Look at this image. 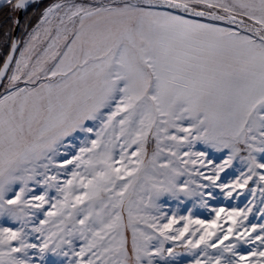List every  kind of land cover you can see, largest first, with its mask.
<instances>
[{
	"label": "snow or ice",
	"instance_id": "1",
	"mask_svg": "<svg viewBox=\"0 0 264 264\" xmlns=\"http://www.w3.org/2000/svg\"><path fill=\"white\" fill-rule=\"evenodd\" d=\"M38 3L0 0V11L9 10L13 29L20 30L24 21L19 13ZM200 6L203 10H198ZM181 13L206 17L209 22ZM13 29L0 41V45L10 43L0 67L4 89L0 93V217L18 221L20 227H0V264H30L29 249H37L41 259L46 252L67 257L63 245H72L66 237L74 232L60 226L63 219L49 235L43 227H33L44 237L34 244L25 239L28 218L36 215L33 209H43L45 204L57 209L45 213L51 218L86 201L83 218L73 224L80 226L77 231L85 245L72 253L79 258L72 264H159L156 257L164 264H179L164 242L184 239L190 225L199 227L183 247L204 245L207 256L208 248L223 245L214 257L197 259L195 264H264V250L253 249L249 255L236 250L240 243L259 241L264 246V224L259 231L252 225L250 232L245 227L236 233L234 227L224 230L218 224L225 219L224 208H212L216 218L205 222L190 216L169 217L158 203L163 197H196L207 208L205 197L216 199L217 188L231 197L253 177L264 182V172L259 171L264 169V0H58L44 9L37 25L26 32L27 39L13 37ZM170 128L183 135L169 133ZM93 132L96 138L88 140L87 134ZM78 133H84L85 139L78 153L67 158L68 150L76 147L68 138L78 139ZM150 134L155 137L156 152L146 163ZM122 138L116 160L114 149ZM164 140L173 143L162 147ZM196 142L228 151L212 175L196 173L206 184L191 179L186 167L206 156L205 151H193ZM132 145H136L131 153L135 161L128 159ZM185 146L188 150L182 155L188 160L181 159L180 149ZM165 150L185 167L170 168L173 162L169 161L157 168ZM57 156L65 157L62 163ZM237 157L246 163L247 174L241 173L234 183L217 184L219 173ZM66 165L74 169L61 184L59 170H66ZM54 168L57 173L50 174ZM149 169L163 177L153 179L147 190L145 207L157 213L147 223L152 233L134 223L131 207L137 186L145 191L141 173L148 178ZM185 173L189 179L179 180ZM37 187L42 194H36ZM53 188L57 195L49 196ZM255 191L251 189L253 195ZM260 194L264 197V187ZM251 210L229 211L226 219L236 226V218L247 219ZM259 211L264 214V208ZM68 216L72 218L73 213ZM181 220L187 222L174 228ZM128 228L131 247L125 235ZM217 229H221L219 236ZM233 236L236 243L224 244ZM154 239L158 243L150 246ZM13 241L18 244L14 246Z\"/></svg>",
	"mask_w": 264,
	"mask_h": 264
},
{
	"label": "rangeland",
	"instance_id": "2",
	"mask_svg": "<svg viewBox=\"0 0 264 264\" xmlns=\"http://www.w3.org/2000/svg\"><path fill=\"white\" fill-rule=\"evenodd\" d=\"M58 0H52L48 4H46L36 15L34 16V20L32 25L23 32L21 40L27 39L26 32L32 31V29L37 25L42 12L44 9L49 6L52 3H56ZM77 3H90L91 0H75ZM198 10H203V6H200V9ZM219 11V10H217ZM185 18L188 19H194L195 17H192L190 14H184ZM11 15V13H10ZM199 19L201 22H209L206 17H201V18H195ZM24 23L21 25V29L25 27L26 23V18L23 19ZM220 26H226L224 22H216ZM13 25L11 21L5 25L0 33V41L3 40L4 33L7 32L9 29H12ZM10 43L7 45H0V64L2 63L6 53L8 52ZM22 47V45H21ZM16 58H19V52L16 53L15 55ZM14 67V65L12 66ZM6 83V80L4 81ZM23 86V85H21ZM4 89L1 86L0 93H3ZM90 124L92 122H89ZM186 124V122H185ZM96 131H99V125L96 126ZM169 133H173L176 135H183V133L176 132V129L170 128ZM111 134V130H109L108 135ZM78 136V139H73L71 137L68 138L76 147L70 148L68 150L69 155L67 158H71L73 154L78 153V148L81 145V142L85 139V134L84 133H78L76 134ZM95 132L87 134V139H95ZM117 147L114 149V155L116 160H119V153L121 151L119 145L123 143V138L119 141L116 142ZM173 142L169 140H164L163 144L161 145L162 147H166L168 145H171ZM136 150V145H132L131 148L127 149L128 152V159L135 161L137 158L134 156H131V153ZM187 147L185 146L184 148L180 149L181 152V159L183 160H188L190 157L183 156L182 153L184 151H187ZM63 151V150H62ZM193 151H205L206 156L202 157L198 160L196 165H191L188 164L186 167L188 168L189 172H191V179L197 181L198 183H208L207 180H204L202 177L196 175L197 172H202L204 173L205 176L207 175H212V170L215 167V165H222L224 163V160L227 159L228 151L223 150V151H217L213 148H208L206 147L203 143L201 142H196L195 147L193 148ZM156 152V140L155 137H153L151 134L149 135L148 142L146 144V157H145V162L147 163L148 160H150L153 156V154ZM246 155V153H241V156ZM195 159V157H191ZM259 158V154H258ZM65 157L63 156H57L56 160L58 163H62ZM203 161L201 163L200 161ZM169 161H172L173 164L170 165V168L172 166L180 167L183 169L185 166L180 165L179 161L176 160L175 157H172L168 154L167 150L162 152L158 159H157V168H159V165L168 163ZM211 161V162H209ZM117 167H120V164L116 165ZM132 165L129 164V168H131ZM74 169V165H66V170L61 169L59 170V176L58 179L61 184L67 179H70V172ZM80 171V170H77ZM168 171V170H165ZM247 166L246 163H244L240 157L235 158L232 161L231 166L225 167L222 172L219 173L220 179L217 180V184L221 183H234L238 178L241 177V173L247 174ZM260 172H264V169L259 170ZM57 169H52V172L50 174H56ZM148 178H145V174L142 172L141 173V181L140 183L144 185L145 191L140 192L139 191V185L137 186V193L138 194H133L131 196V199L133 201L131 207H132V212H133V221L134 223L143 231L146 233H152L153 230L147 227V223L151 222L150 217L152 215H156L157 213L152 207H145L149 203L148 201V189L151 187V182L153 179H163L162 176H155L151 170L149 169V172L147 174ZM189 175L188 173H185V175L179 177V180H188ZM118 183H121L118 181ZM261 187H264V182H259L258 177H253L251 180H249L248 185H246L244 188H237L235 191H233V194L231 197H227L223 194L220 193V189L217 188L215 189V192L217 194L216 199H211L205 197V199H208L209 202V207L205 208L201 205L199 202L198 198L196 197H181L180 200H176L175 198H170V197H163L161 201L158 203L161 204L162 206V211L167 212L168 216L171 217L172 215H175L177 219H179L180 216H190L191 219L196 220V219H201L204 220L205 222H210L211 220L215 219V213L212 211V208H224L225 212L221 213L222 217H225V219H221L218 221V224L222 226V229L226 230L229 227H234L236 233L244 232V228L247 227L249 232L251 231V226L256 225L257 226V231H259V226L264 224V214H261L259 209L264 208V204H261L260 201L261 199H264V197L261 196L260 194V189ZM251 189H256L255 195L252 194ZM36 194H42L43 189L40 187H37L35 189ZM227 191V189L225 190ZM131 192V190H130ZM77 195L81 194L79 191L76 192ZM56 191L55 189H50L49 190V196H56ZM62 200L63 198L60 197ZM166 201V202H165ZM56 201L53 200L52 203H55ZM251 208L252 210L247 213V219H244L243 217H237L238 224L236 226H233L232 221L226 219V214L229 211H239L241 209H248ZM87 209V201L85 204H78L76 205V208H71L68 207L64 210V215L63 216H53L51 218L47 217L45 215L46 212L48 211H57V209L51 208L50 204H45L43 209L36 210L33 209L32 211L36 213L34 216H30L28 218V223L25 228L26 232V241L28 243H34V244H40L43 240V236L40 235V233L32 231L33 227H43L45 232V235H49L50 231L55 232L57 231L56 225L60 224V221L63 219L64 224L60 225L61 227H65L66 229H72L74 232V235L71 237H66V239H71L73 241L72 245L69 246L67 244L63 245V248L65 251L69 252V255L67 257L65 256H54L51 252H46L43 254V259H41V254L38 252L37 249H29L28 250V257H30V264H52L53 261H56L57 264H72L73 261L78 260L79 258L74 256L72 253L78 252L82 246L85 245V240L79 237L78 229L80 226L78 224L73 227L74 220H78L83 218V215L85 214V211ZM99 210V209H95ZM72 212L73 217L69 218L68 213ZM124 220L125 223L128 221V210H127V200H126V206L125 210L123 212ZM48 219L50 222L48 224L41 225L40 221ZM164 222V221H161ZM187 221L181 220L178 224L173 225L174 228H182L183 225ZM0 227H9L12 228L13 230L17 229L20 227V223L15 220L7 219L0 217ZM198 225H190L189 233L185 234L184 239L182 240H176V241H165L164 242V248H172L173 249V255L175 257V260L179 262V264H195V261L197 259L203 261H206L209 257H214L220 250V248H223V245H220L219 248H208L207 253L208 255L205 256L204 254V245H201L199 248L196 249H188L183 247V244L185 241L190 237V233L194 231L196 228H198ZM203 229L200 230V232H197L196 237H192L193 239L198 238V236L201 234ZM217 236L221 235V229H217ZM173 234V233H170ZM247 235V233H245ZM257 233H251V235L254 237ZM128 241V246L131 247V242H132V230L131 228H128L125 233ZM158 235V234H157ZM56 238L53 237V240ZM162 239V238H161ZM212 242L216 243V237H213ZM13 245H17V241L12 242ZM158 243L157 240H153L150 242V246L156 245ZM229 243H236L234 236L230 237L229 240L224 241V244H229ZM264 250V246H261L259 244V241H256L254 244L253 243H240L237 245V252L244 254V255H249L251 250ZM17 255H22V253H18ZM90 255V253H89ZM164 255L168 258V260L171 262L172 257H168L167 252L164 253ZM225 255H230V253H225ZM252 259H256L255 257H252ZM156 260L159 262V264H164V261H161L159 257H156Z\"/></svg>",
	"mask_w": 264,
	"mask_h": 264
},
{
	"label": "trees",
	"instance_id": "3",
	"mask_svg": "<svg viewBox=\"0 0 264 264\" xmlns=\"http://www.w3.org/2000/svg\"><path fill=\"white\" fill-rule=\"evenodd\" d=\"M50 1L52 0H41L38 3V6L37 5L31 6L27 9L26 12H24L23 19L26 18V23H25V27L19 30V34L21 35V37H22L23 32L26 31L32 25L34 16L36 15V13H38ZM9 15H10V11L7 9L0 11V33L3 27L10 22V20L8 19ZM0 89H1V86H0Z\"/></svg>",
	"mask_w": 264,
	"mask_h": 264
},
{
	"label": "water",
	"instance_id": "4",
	"mask_svg": "<svg viewBox=\"0 0 264 264\" xmlns=\"http://www.w3.org/2000/svg\"><path fill=\"white\" fill-rule=\"evenodd\" d=\"M40 1H41V0H39V2H40ZM19 15H20L21 18L23 19L24 12H20ZM12 29H13V28H12ZM12 35H13V37H15V38H19V39H21V35L19 34V30H15V29H13V31H12ZM8 52H10V46H9ZM8 52H7V53H8ZM7 53H6V55H7ZM6 55H5V57H6ZM15 55H16V54H15ZM5 57H4V59H5ZM4 59H3V61H4ZM3 61H2V63H1V65H0V67H2V65H3Z\"/></svg>",
	"mask_w": 264,
	"mask_h": 264
}]
</instances>
